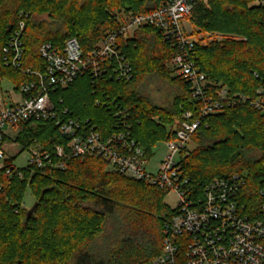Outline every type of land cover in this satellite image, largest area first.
Listing matches in <instances>:
<instances>
[{
    "label": "trees",
    "instance_id": "trees-1",
    "mask_svg": "<svg viewBox=\"0 0 264 264\" xmlns=\"http://www.w3.org/2000/svg\"><path fill=\"white\" fill-rule=\"evenodd\" d=\"M163 1L0 0V84L8 81L19 94L22 86L36 81L23 72L46 70L43 44L62 49L77 39L89 53L120 28L124 16L153 13ZM189 22L197 35L214 36L206 45L205 36L199 40L191 57L207 78L209 97L225 89L238 103L201 121L191 139L195 148L190 144L184 152L183 174L201 198L214 179L245 175L239 201L255 217L264 205V114L251 102L264 99V0H197ZM21 23L24 53L17 70L7 64L5 49ZM122 49L133 67L130 81L86 74L53 92L51 100L101 131L113 128L116 113L127 110L125 122L151 159L157 141L176 138L187 113L200 119L201 103L170 66L178 48L160 30L140 28L122 41ZM149 76L177 88L170 110L140 96L139 84ZM15 142L21 152L39 144L56 159L55 147L67 141L54 120H39L27 124ZM254 152L260 158H252ZM14 161L9 158L0 171V264H151L161 254L165 226L177 213L164 202L169 192L125 177L95 155L66 160L63 170H24L23 179L7 174ZM27 192L32 204L22 208Z\"/></svg>",
    "mask_w": 264,
    "mask_h": 264
},
{
    "label": "built area",
    "instance_id": "built-area-1",
    "mask_svg": "<svg viewBox=\"0 0 264 264\" xmlns=\"http://www.w3.org/2000/svg\"><path fill=\"white\" fill-rule=\"evenodd\" d=\"M207 2V0H204ZM197 0H164L162 6L150 14L127 15L117 31L110 33L95 48L85 53L77 39L68 40L62 49L51 43L40 48L41 58L46 64L44 72L25 74L36 76V81L22 86L19 95L23 102L8 106L0 98V171L4 170L7 130L16 137L32 121L54 120L65 145L55 147L54 154L39 144L28 150L31 154L28 166H15L7 174L24 178V170L46 167L65 169V161L87 155H95L107 161L116 172L136 181H145L177 197L176 215L165 226L161 254L151 264H264V205L255 217L245 212L239 195L245 186V175L235 174L228 179H214L199 197L190 178L183 174L182 159L191 144L192 136L201 121L226 107L238 103L223 89L215 98L209 97V85L205 74L195 66L191 57L200 38L187 32L184 22L194 10ZM190 23V22H189ZM191 24V23H190ZM144 27H155L162 32L163 39L178 48V54L170 66L176 76L186 80L192 97L201 103L200 119L193 120L187 113L185 121L176 130V138L164 142L166 155L155 172H148L151 159L145 149L133 138L132 129L126 122L127 110L116 113L119 121L113 128L100 130L89 119L83 120L69 115L67 109L57 108L52 102V93L67 89L82 75H91L95 80L110 76L117 80L130 81L133 67L123 54L122 41L134 36ZM25 24L5 49L7 64L20 70L24 53L21 42ZM108 72V73H107ZM262 96V91H258ZM63 101L60 100V104ZM100 105L99 100L96 102ZM251 105L264 114V99L252 101ZM22 208H27L26 203Z\"/></svg>",
    "mask_w": 264,
    "mask_h": 264
},
{
    "label": "rangeland",
    "instance_id": "rangeland-1",
    "mask_svg": "<svg viewBox=\"0 0 264 264\" xmlns=\"http://www.w3.org/2000/svg\"><path fill=\"white\" fill-rule=\"evenodd\" d=\"M42 19H46V16ZM125 19V17H123ZM184 26L187 29V32L191 33L194 32V35L200 38V40L204 39L203 34L197 35V29L190 24L189 22H184ZM219 40L223 39L222 35L216 34L215 35ZM214 36L206 35V41H203L202 44L206 45V43L212 42ZM177 88L173 87L167 80L161 79L157 76H149L144 79L138 88V92L140 96L145 99L147 102H150L153 106L157 107L160 110H170L174 106V100L177 93ZM0 98L8 105L12 106L14 104L22 103V97L15 92L14 86L9 83L8 81H2L0 84ZM8 138L5 141V146L2 147V150H5L6 156L10 158H15L14 166L18 169H24L29 164L28 161L30 160V152L25 151L21 152V147L15 142L16 134L11 130H7ZM195 146L193 144L190 145V149L193 150ZM153 157L149 161L147 166L148 172H155L157 165L162 160V158L166 155V148L164 146V142L157 141L152 148ZM252 158L258 159L260 158V153L254 152L251 154ZM32 195L30 192H27L25 203L27 208L29 205L32 204ZM165 204H167L171 209H175L178 202L177 197L174 192H170L164 200Z\"/></svg>",
    "mask_w": 264,
    "mask_h": 264
},
{
    "label": "water",
    "instance_id": "water-1",
    "mask_svg": "<svg viewBox=\"0 0 264 264\" xmlns=\"http://www.w3.org/2000/svg\"><path fill=\"white\" fill-rule=\"evenodd\" d=\"M37 209V204L30 210L28 216H32Z\"/></svg>",
    "mask_w": 264,
    "mask_h": 264
}]
</instances>
